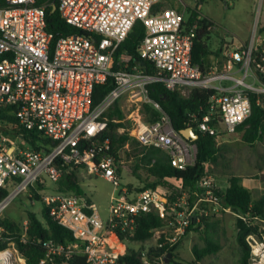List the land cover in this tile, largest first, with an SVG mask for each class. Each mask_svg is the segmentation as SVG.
<instances>
[{
	"label": "built area",
	"instance_id": "obj_1",
	"mask_svg": "<svg viewBox=\"0 0 264 264\" xmlns=\"http://www.w3.org/2000/svg\"><path fill=\"white\" fill-rule=\"evenodd\" d=\"M49 1L57 3L60 18L76 34L52 43V35L46 31L45 6H35V0H4L6 7L0 8V107L14 106L15 118L13 123L0 122V188L8 190L0 200V218L20 193L34 189L40 194L47 181L56 183L63 167H69L110 184L107 215L102 218L85 193L41 195L49 217L69 231L73 240H46L38 264H68L76 255L84 257L85 264H122L119 256L124 242L117 233L131 235L136 218L145 213H155L167 223V234L164 229L154 231L158 235L156 248L177 243L193 220L199 222L208 215L207 206L213 212L221 208L215 195L221 189L214 179L203 175L196 184L198 198L190 205L185 202L188 196L181 181L171 178L165 181L179 186L131 188L122 181L120 149L113 151L110 138L105 137L106 114L125 98L132 109L128 117L132 126L127 133L118 127V135L126 134L144 150L164 151L176 169L193 165L196 145L177 133L166 115L153 123L144 121V104L160 110L149 99L147 87L161 83L166 90L184 96L195 89L216 91L209 102V114L199 121L191 115L188 128L194 124L198 133L216 138L219 132L235 133L251 114V95L264 108V26L255 25L246 44L223 51L221 68L217 59L207 67L192 63V50L197 33L209 32L212 23L195 16L193 23L186 25L183 12L162 6L169 0ZM175 1L195 11L197 0ZM137 21L144 26V37L136 54L148 62L150 72L142 71L139 65L130 66L131 58L126 54L119 56V68L113 70L114 55ZM109 78L113 89L93 105L94 88ZM20 129L35 131L54 144L48 151L27 150L17 134ZM11 134L13 139L8 138ZM235 216L257 227V232L246 238L248 264H264V227L258 225L264 220ZM26 230L25 220L21 241ZM165 259V254L145 256L142 263L165 264Z\"/></svg>",
	"mask_w": 264,
	"mask_h": 264
},
{
	"label": "trees",
	"instance_id": "obj_2",
	"mask_svg": "<svg viewBox=\"0 0 264 264\" xmlns=\"http://www.w3.org/2000/svg\"><path fill=\"white\" fill-rule=\"evenodd\" d=\"M203 1L204 0H199V3L201 4ZM35 6H45L46 31L52 35V43L61 37L77 33V31L60 18L56 8L53 10V8L57 6L56 2L35 0ZM4 7H6L4 0H0V8ZM193 17H195V15L191 12L185 24L193 23ZM207 34L208 32L205 30H201L197 33L192 50L193 64L202 65L201 60L207 55V47L202 44V40ZM143 37L144 26L140 21H137L126 40L119 46L114 55L113 70L119 68L117 65L119 56L121 54H126L131 58L129 63L130 66L134 64L139 65L142 71L150 72L148 62L141 60L136 54V47ZM113 87L114 83L111 78H109L105 84L96 86L93 91V105H98ZM147 91L149 99L153 103L158 104L160 110H156L150 104H144L142 106L144 121L153 123L164 114L169 118L172 128L177 133L188 128V121L191 115H195L196 121H199L203 116L209 114L210 99L216 94L214 90L195 89L184 97L178 92L166 90L161 83L150 84L147 87ZM250 100L251 114L236 128L235 132L241 133L242 141L251 146L258 141L264 140V108L262 105L256 104L255 95H251ZM13 112L14 106L0 107V122H15ZM106 118L108 122L105 137L110 138L113 151L120 149L126 143H130V147L137 145L136 142L131 141L126 134L118 135L116 133V129L122 125L120 121L123 119V114L120 111L118 102L114 103L113 107L106 114ZM215 118L216 117L212 116V122L217 124ZM113 120L116 122H113ZM190 127L197 136L196 139L190 140V142L197 147L196 159L193 165L183 170L176 169L172 167L169 156L164 151L158 149H142L139 161L144 166L148 176L156 180L155 183L147 184L148 188H155L158 184L172 188V186L165 181L167 178L181 181L182 189L188 194L187 201L192 205L198 198L199 190L196 188V184L206 173L205 165L215 164L217 162L221 147L217 145L216 137L198 133L195 130L194 124ZM17 134H21L23 145H26V147L34 151H48L50 146L54 144L35 131L20 129ZM83 177L80 170L63 167L62 176L55 183L56 188L54 192L83 195L84 191L81 186L84 181ZM241 181L242 178L239 176H230L225 190L215 191V195L219 199L220 207L229 209L234 213L246 215L248 218L257 217L264 220V193L256 198L253 197L252 192L241 185ZM31 191L34 199L40 201L43 205L41 209L42 221L39 220L34 213L28 212L26 215L27 230L24 241H21L22 229H19L17 224L7 218H0V252L9 249L8 244L11 243L13 249L17 251L21 259H23V264H38V261L44 254L43 243L48 239H52L57 243H68L73 240L69 231L59 226L49 217L48 208L43 200H41L40 195L34 189H31ZM7 194V189L0 188V200ZM33 197L30 199H33ZM170 199H174V197H170ZM166 225L167 223L155 213L139 215L136 218L135 231L131 235L117 233L119 239L124 242V251L119 256V261L122 264H143L142 259L145 256L151 258L162 254H170L171 258L169 264H180L174 261L175 250L179 241L172 245L164 244L161 248H156L154 246L147 249L145 252H136L127 246V243L147 242L152 238L154 231L162 230ZM195 226L203 228V240L205 242L203 248H198L197 246L192 247V254L195 260L200 262L206 255L218 252L221 246L213 239V235L217 232L218 228L216 222H210L204 217H202L199 222L193 220L183 236H186L190 230H194ZM236 228V242L240 250L239 262L240 264H248L250 247L246 242V238L250 234L256 233L257 227L250 226L237 219ZM159 242H163V240L160 239ZM68 264H85L84 257L76 255Z\"/></svg>",
	"mask_w": 264,
	"mask_h": 264
},
{
	"label": "rangeland",
	"instance_id": "obj_3",
	"mask_svg": "<svg viewBox=\"0 0 264 264\" xmlns=\"http://www.w3.org/2000/svg\"><path fill=\"white\" fill-rule=\"evenodd\" d=\"M177 4L175 0H169L162 6L164 8L177 7L176 9L179 12H183L185 22H187L189 15L193 12L195 16H199L201 19H208L213 25L212 29L202 40V44L207 47V55L203 57L201 64L205 63L207 67H210V64L217 59L219 62L218 67L221 68L224 64V58L220 57V52L229 51L241 44H245L252 37L255 25H264V0L262 2L259 0H204L201 4L197 0L195 11L187 5L183 6L185 8L183 10L182 5L178 4V7ZM246 82L251 83V80L246 79ZM224 84L228 85L229 82ZM118 105L123 114L120 127L127 133L126 129H130L132 126V121L128 118L132 113V109L128 108L125 98H121L118 101ZM219 130H222V127H219ZM8 138L13 139L10 136ZM15 141L16 144H19L18 140ZM216 142L221 147L217 162L215 164H206L205 174L214 179V183L221 190H225L230 176H239L242 181L246 180L259 184L256 188L257 191L252 190L254 197L264 193V140L250 146L242 141L241 133L227 134L219 132ZM129 144L127 143L120 148V160L123 163L122 181L133 189L148 188L147 184L155 183L156 180L148 176L144 166L139 161L142 148L138 145L130 147ZM24 148L31 150L26 146ZM83 180V182L87 183V185L84 183L81 185L85 195L90 197L91 201L98 207L101 217L105 218L112 187L102 179L89 178L86 175H84ZM167 183L173 187L179 186L177 183L172 184L169 181ZM157 186L164 185L158 184ZM55 188V183L47 181L45 189L41 193L43 195L50 194L54 192ZM32 197L33 194L30 190L20 193L3 212L2 218H7L17 224L19 229H22L28 212L34 213L42 221L41 209L43 205L34 197L30 199ZM187 199L188 197L185 198V202H187ZM206 208L209 212L204 218H207L210 222L217 223L218 228L213 235V239L221 246L220 250L206 255L200 262H197L192 254V247L203 248L205 242L203 240V228L195 226L194 230H190L186 236L179 240L175 250L174 261L180 264H240V250L236 242L237 217L235 213L232 211L225 212L221 208L213 212L211 207L207 206ZM258 225L261 228L264 227V223H258ZM167 230V228H164L166 234L168 233ZM157 240L158 235L153 233L152 238L147 242L127 243V246L136 252H145L147 249L154 247ZM8 247L9 249H5L2 252L10 251L13 254L10 264H23L24 261L19 260L21 257L13 249L11 243L8 244Z\"/></svg>",
	"mask_w": 264,
	"mask_h": 264
},
{
	"label": "water",
	"instance_id": "obj_4",
	"mask_svg": "<svg viewBox=\"0 0 264 264\" xmlns=\"http://www.w3.org/2000/svg\"><path fill=\"white\" fill-rule=\"evenodd\" d=\"M53 10H55V7L53 8ZM179 134L185 140H189V141L197 138V136L194 134V132L192 131L191 128L184 129V130L180 131ZM170 258H171V255L167 254L166 255V259H165V264H169L170 263Z\"/></svg>",
	"mask_w": 264,
	"mask_h": 264
},
{
	"label": "crops",
	"instance_id": "obj_5",
	"mask_svg": "<svg viewBox=\"0 0 264 264\" xmlns=\"http://www.w3.org/2000/svg\"><path fill=\"white\" fill-rule=\"evenodd\" d=\"M178 5V4H177ZM178 7H179V5H178ZM177 8V7H176ZM264 26V25H263ZM247 43V42H246ZM245 43V44H246ZM242 45H244V44H241V45H239V46H242ZM239 46H237V47H239ZM220 57H222V52H220ZM10 136H12V138H14V136L11 134ZM20 145H22L21 143H20ZM22 146H24V145H22ZM84 184H85V182H83ZM241 185L243 186V187H245V188H247V189H249L251 192H252V190H255V191H257V187L259 186V184L257 185V184H255V183H253V182H250V181H246V180H244V181H241ZM227 187V186H226ZM253 188H255V189H253ZM263 194V193H262ZM40 197H41V195H43L42 193H41V191H40ZM253 195V194H252ZM261 195V194H260ZM259 195V196H260ZM254 197V196H253ZM258 197V196H257ZM256 198V197H255ZM42 200V199H41Z\"/></svg>",
	"mask_w": 264,
	"mask_h": 264
},
{
	"label": "bare ground",
	"instance_id": "obj_6",
	"mask_svg": "<svg viewBox=\"0 0 264 264\" xmlns=\"http://www.w3.org/2000/svg\"><path fill=\"white\" fill-rule=\"evenodd\" d=\"M13 254L10 251H6L0 254V264H10V259ZM15 257V256H14Z\"/></svg>",
	"mask_w": 264,
	"mask_h": 264
}]
</instances>
